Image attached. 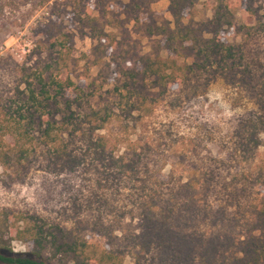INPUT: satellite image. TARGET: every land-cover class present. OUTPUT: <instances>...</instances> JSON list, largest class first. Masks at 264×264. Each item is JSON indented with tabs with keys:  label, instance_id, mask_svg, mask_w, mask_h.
<instances>
[{
	"label": "rangeland",
	"instance_id": "1",
	"mask_svg": "<svg viewBox=\"0 0 264 264\" xmlns=\"http://www.w3.org/2000/svg\"><path fill=\"white\" fill-rule=\"evenodd\" d=\"M177 1L184 24L198 27L214 16L215 0ZM231 2L232 25L220 38L235 46V69L224 77L203 73L187 84H172L162 95L143 72V58L173 55L165 36L154 32L175 20L172 0H0V105L15 111L28 84L40 89L38 76L51 62L52 44L67 34L72 56L59 76L75 83L67 94L76 114L112 110L101 132L135 139L143 151L141 168L128 178L97 172L83 142L75 147L85 162L75 170L58 168L41 154L22 173L0 163V209L65 227L86 218L85 235L124 251V264H158L155 253L134 256L130 240L141 227L137 204L153 183L170 188L197 169L212 206L242 224L264 201V0ZM88 12L99 19L94 25L79 18ZM182 60H199L191 43ZM123 63L139 73L129 88ZM99 221L114 225V232L94 231L91 223ZM13 247L26 252L32 244L15 240Z\"/></svg>",
	"mask_w": 264,
	"mask_h": 264
},
{
	"label": "trees",
	"instance_id": "2",
	"mask_svg": "<svg viewBox=\"0 0 264 264\" xmlns=\"http://www.w3.org/2000/svg\"><path fill=\"white\" fill-rule=\"evenodd\" d=\"M215 1L213 18L195 27L183 23L180 2L172 0L175 20L155 27L154 32L165 36L174 56L143 58V72L162 95L172 84H187L203 73L224 77L235 69V46L220 38L222 30L232 25L235 5L231 0ZM79 18L93 25L99 20L91 12L84 18L79 14ZM115 40L109 48L114 47ZM189 43L199 60H182ZM52 50L51 62L38 76L40 89L28 84L23 105L15 111L0 105V163L6 171L20 169L22 173L41 154L58 168L75 170L85 162L75 147L83 142L97 172L119 178L137 174L143 162L138 141L101 132L114 112L92 108L77 115L74 110L75 100L67 90L76 88L75 83L70 76L63 80L59 76L72 56L68 35L56 37ZM121 72L126 78L125 88L137 84L136 70L123 63ZM121 97L131 96L121 93ZM137 209L141 227L130 240L138 252L134 253L136 258L152 252L158 264H264V201L251 208L241 224L238 216L218 213L212 206L197 169L170 188L153 183L151 192L141 196ZM72 222L65 227L33 213L0 209V264H124V251L108 249L85 235L88 219L78 217ZM91 224L100 234L114 232L112 224ZM15 240L32 244V249L15 251Z\"/></svg>",
	"mask_w": 264,
	"mask_h": 264
}]
</instances>
